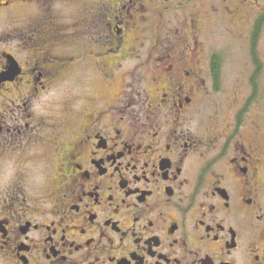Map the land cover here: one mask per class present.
<instances>
[{
	"label": "flooded vegetation",
	"instance_id": "af4514ba",
	"mask_svg": "<svg viewBox=\"0 0 264 264\" xmlns=\"http://www.w3.org/2000/svg\"><path fill=\"white\" fill-rule=\"evenodd\" d=\"M84 1L95 13L72 32L39 22L0 51V264H264V125L250 98L201 124L214 55L197 21L171 29L157 17L169 0ZM97 15L106 39L87 50ZM141 57L155 85L143 98L126 81L116 100L55 98L96 73L112 87Z\"/></svg>",
	"mask_w": 264,
	"mask_h": 264
},
{
	"label": "rangeland",
	"instance_id": "374dc122",
	"mask_svg": "<svg viewBox=\"0 0 264 264\" xmlns=\"http://www.w3.org/2000/svg\"><path fill=\"white\" fill-rule=\"evenodd\" d=\"M145 4L150 13L147 15V23L157 25L162 22L157 21L153 14L158 2H153L151 5L148 1ZM84 7L88 10L92 8L90 3L86 5L84 0H0V51H10L18 40L17 35L34 33V27L40 25L39 22L42 26L47 25L55 30L54 34L65 35L72 32L70 26H79L80 11L85 9ZM162 11L163 16L157 17L160 19L165 17V20L171 24V29L181 27L186 21L196 20L198 24L196 40L199 47L205 51L206 57L212 58L214 55L213 58H218L221 70L219 86L213 87L216 79L212 73V62L209 65L207 63L204 78L209 81V89L200 88L202 90L198 95L201 106L199 119H204L200 123L208 124L213 114L228 121L236 104L246 105L245 101H248L254 90L251 79L256 66L252 53L255 50L262 71L256 78L258 90L255 99L247 102L249 104L246 109L249 112L248 116L250 115L248 119L262 120L264 125V25L257 44L253 41L255 23L261 14H264V0H169L163 5ZM105 12L107 11L104 9ZM94 13L95 8L87 11V21ZM137 14L138 12L136 13L138 23H145L146 18L143 13L139 16ZM100 18V15L92 18L94 22L89 23L85 32L89 38L91 35L93 38V40L88 38L87 50L91 49L89 45L95 44L98 40L99 45H102L103 39H106V27L100 26ZM188 34L192 33L188 32ZM144 59L141 57L123 62L124 69L132 67V74L126 80L119 78L112 87L103 85L105 81L102 80L100 73H96L99 82L92 84L88 80L87 84L91 86L84 89V85L76 80L74 84L69 85L66 92L60 90L57 93L56 89L55 98L62 103L67 98L66 93L69 92L77 93L76 97L83 99L85 105L94 103V99H85L88 95L99 102L116 100V96L122 90L120 87L123 81L133 85L135 89L130 90L132 94L143 98L155 88L152 81L147 82L150 70L146 72L148 70L141 65ZM121 105L119 104L118 107Z\"/></svg>",
	"mask_w": 264,
	"mask_h": 264
},
{
	"label": "trees",
	"instance_id": "16d2710c",
	"mask_svg": "<svg viewBox=\"0 0 264 264\" xmlns=\"http://www.w3.org/2000/svg\"><path fill=\"white\" fill-rule=\"evenodd\" d=\"M264 25V14H261V16L257 19L256 23H255V28L253 30V41L254 43L257 44L258 42V39H259V36H260V33H261V30H262V27ZM253 61L255 62L254 64H256V69L254 71V74L252 76V83H253V94L250 95V100H254L255 99V96H256V93H257V90H258V86H257V81H256V78L258 77V75L260 74V72L262 71V66H261V63L258 61L257 57H256V51L253 50ZM213 70H212V73L216 79V81L218 82V80L220 79V74H221V70H220V64L218 63V58L215 57L213 58Z\"/></svg>",
	"mask_w": 264,
	"mask_h": 264
},
{
	"label": "water",
	"instance_id": "95a60500",
	"mask_svg": "<svg viewBox=\"0 0 264 264\" xmlns=\"http://www.w3.org/2000/svg\"><path fill=\"white\" fill-rule=\"evenodd\" d=\"M15 67V62H12L11 61V68H10V71H9V74H14L15 73V70L13 69ZM3 76L0 75V81L2 80Z\"/></svg>",
	"mask_w": 264,
	"mask_h": 264
}]
</instances>
